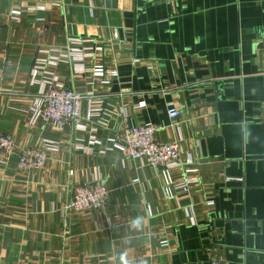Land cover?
<instances>
[{"label": "crops", "instance_id": "obj_1", "mask_svg": "<svg viewBox=\"0 0 264 264\" xmlns=\"http://www.w3.org/2000/svg\"><path fill=\"white\" fill-rule=\"evenodd\" d=\"M69 38L103 48L82 76L44 70L94 93L85 131L34 115L31 71ZM98 66L118 80H92ZM91 109L101 115L88 120ZM124 116L192 157L187 193L180 168L121 155ZM0 131L16 146L0 151V264H264V0H0ZM48 143L43 169H18L22 151ZM93 180L107 207L66 209Z\"/></svg>", "mask_w": 264, "mask_h": 264}, {"label": "built area", "instance_id": "obj_2", "mask_svg": "<svg viewBox=\"0 0 264 264\" xmlns=\"http://www.w3.org/2000/svg\"><path fill=\"white\" fill-rule=\"evenodd\" d=\"M107 2L108 0H100ZM168 2L172 0H161ZM12 20H15L12 18ZM117 37L118 33L115 32ZM90 42L92 46L85 47L84 44ZM103 48L98 46L94 40H81L76 38L68 39L67 51L59 55H50L47 53L45 59L36 60L30 78L31 82L40 87L35 105L34 115L47 125L57 128H63L72 124L78 131H85L86 128L81 123L80 105L84 99L92 100L93 92L77 93L68 88L61 78L53 73L44 71L48 66H58L61 64L71 65V72L74 75L82 76L86 73L84 61L94 60L96 52ZM99 67V66H98ZM95 67L92 70V80L98 79L101 85H110L118 80L116 70H106L101 67ZM42 72L46 77L44 80H37L36 76ZM141 104L140 106H142ZM87 119L99 117L101 111L91 109ZM100 112V113H99ZM179 111L170 107L167 116L173 125L179 117ZM123 130L115 140L116 148L126 159H135L144 162L148 167L154 170L169 169L172 167L180 168L183 172L182 190L187 193L189 186L195 181L189 175L188 168L193 165L191 156H184L176 142L159 143L155 139V134L159 126L146 124L142 126H130L127 116L122 118ZM97 139L91 138L90 145L96 144ZM77 148H84L81 144H76ZM15 142L11 135L0 131V151L11 153L15 149ZM58 147L52 143L47 144V149L38 150L29 148L21 152L18 160V169L20 171L41 170L47 163V151H57ZM108 205V191L100 180H93L89 183L75 187L66 209L103 211ZM217 264V263H215Z\"/></svg>", "mask_w": 264, "mask_h": 264}]
</instances>
